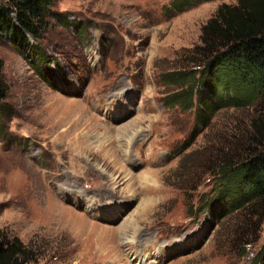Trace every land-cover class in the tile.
I'll use <instances>...</instances> for the list:
<instances>
[{
	"label": "rangeland",
	"instance_id": "1",
	"mask_svg": "<svg viewBox=\"0 0 264 264\" xmlns=\"http://www.w3.org/2000/svg\"><path fill=\"white\" fill-rule=\"evenodd\" d=\"M171 1L51 0L37 41L0 36V229L28 249L27 264L256 259L263 206L216 202L213 170L254 133L258 100L218 109L202 126L194 96L191 107L171 102L181 87L167 82L174 70L202 68L192 51L201 28L235 0L179 11ZM131 123L138 133L127 143L118 129ZM132 221L135 241L121 233Z\"/></svg>",
	"mask_w": 264,
	"mask_h": 264
},
{
	"label": "trees",
	"instance_id": "2",
	"mask_svg": "<svg viewBox=\"0 0 264 264\" xmlns=\"http://www.w3.org/2000/svg\"><path fill=\"white\" fill-rule=\"evenodd\" d=\"M199 1L209 0H172L170 3L179 11ZM50 3L51 0L0 1V36L5 34L20 45L28 44L27 37L37 41L45 29L43 18ZM60 16V13L57 14L58 18ZM64 20L60 18L61 22ZM33 48L43 67L52 70L48 64L50 58L45 56L37 43ZM192 51L199 60L194 62L198 64L202 61V68L174 70L167 74V82L181 87L171 102L178 100L191 107L194 96L196 123L206 126L209 116L218 109L235 106V103L250 105L258 100L255 117L250 122L254 133L249 135L247 143L235 158L227 156L214 164L213 175L220 181L214 199L221 203L226 195L230 208L238 205L234 209L263 206V214L264 0H235L233 4H219L203 24L198 44ZM202 90H207L212 100L204 97ZM5 93L6 85L0 78V112ZM29 261V251L24 244L17 237H7L0 229V264H27ZM252 262L264 264V244Z\"/></svg>",
	"mask_w": 264,
	"mask_h": 264
},
{
	"label": "bare ground",
	"instance_id": "3",
	"mask_svg": "<svg viewBox=\"0 0 264 264\" xmlns=\"http://www.w3.org/2000/svg\"><path fill=\"white\" fill-rule=\"evenodd\" d=\"M134 124L131 123L128 126H124V127L120 128V129H118V135H124L123 138H121V139H125L127 143H131V141L136 137V135L138 133L137 131H135L136 127L130 129ZM96 139H98V138H96ZM96 143H98V145H94L93 143L92 144L95 147H102L104 145V140L99 138V141H96ZM105 156L106 157L112 156L111 152L110 151L107 152L105 154ZM137 232H138V227H137V225L135 224L134 221L129 223L127 226H123V228H121V233L126 236V238H127L126 240L135 241L136 239L134 240L133 237L137 236ZM128 236H130V238H128Z\"/></svg>",
	"mask_w": 264,
	"mask_h": 264
}]
</instances>
